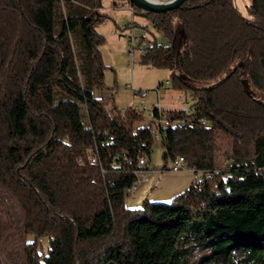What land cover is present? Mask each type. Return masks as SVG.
Masks as SVG:
<instances>
[{
    "label": "trees",
    "instance_id": "16d2710c",
    "mask_svg": "<svg viewBox=\"0 0 264 264\" xmlns=\"http://www.w3.org/2000/svg\"><path fill=\"white\" fill-rule=\"evenodd\" d=\"M112 6L132 7L140 61L173 70V86L192 90L189 112H164V129L94 94L103 0H0V264H264V0L251 18L235 0ZM155 135L163 169L182 155L215 172L220 152L230 164L130 208Z\"/></svg>",
    "mask_w": 264,
    "mask_h": 264
},
{
    "label": "rangeland",
    "instance_id": "374dc122",
    "mask_svg": "<svg viewBox=\"0 0 264 264\" xmlns=\"http://www.w3.org/2000/svg\"><path fill=\"white\" fill-rule=\"evenodd\" d=\"M235 1L244 16L249 18L253 16L252 0ZM103 2L104 8L100 10L103 15L102 20L97 21L96 29L105 37L103 43L100 45L102 59L106 64L105 89H96L95 93L101 94L106 100H110L109 108L116 107L125 111L128 107H134L137 111L143 112L144 119L141 124L151 122L149 112L152 110L154 104L159 103L157 110L160 114L173 110L171 108H183L185 103L191 105L192 90H179L173 86V70L142 63L140 61L142 53L138 47L134 50V56L130 54L131 43L128 40V34H130L131 29L127 28L122 31L121 26L132 19V13L127 8L117 10L115 7L114 9L112 0H103ZM123 7H128L133 12L132 7ZM136 19L139 22L144 21V19L138 16ZM56 20L57 28H59L58 19ZM135 31L137 32V29ZM145 32L151 37L156 31L150 28V30H146ZM174 70L177 71L178 68L175 67ZM219 78L208 81H192V83L194 86H204L216 82ZM166 81H169V84H166ZM160 83H163V85L160 86L158 92ZM246 83L250 92L255 96H260L249 81ZM107 90H111L112 93ZM135 90H146L147 94L139 96L135 93ZM262 98L264 99V97ZM142 104L146 108L144 110L138 109ZM166 118L169 119V117ZM163 152L164 148L161 140L155 135L149 163L143 166L138 180L126 195V205L128 207L135 208L139 206L145 198H149L152 201L169 202L172 199V194L180 190L175 191L172 189L175 184L181 183L183 180L186 182L190 174L192 181H194L195 169L191 166L187 165L179 171H173L171 170V161L169 160L168 169H163L162 167L165 163ZM229 164L225 160L223 152H220L218 154V166L215 168L213 174L224 171ZM30 239H33V237H30Z\"/></svg>",
    "mask_w": 264,
    "mask_h": 264
},
{
    "label": "built area",
    "instance_id": "2783aa9c",
    "mask_svg": "<svg viewBox=\"0 0 264 264\" xmlns=\"http://www.w3.org/2000/svg\"><path fill=\"white\" fill-rule=\"evenodd\" d=\"M134 19L132 17V19L125 23L124 25L121 26V30L123 31V29H127L130 28L131 32L130 34H128V40L131 43V50H130V54L132 56H134V50H136V48L138 47L140 50H142L144 47L147 46V41L146 40H142L138 35L136 30V27L134 26ZM166 84H169V81H166ZM163 85V84H162ZM159 88L158 87V92H159ZM135 93L138 94L139 96H145L147 94L146 90H135ZM159 105V103L154 104L152 110L149 112V115L152 119V121L158 125H162V127L164 129H168L169 126L172 124V122L167 119L165 116L162 115H157V106ZM146 106L144 104L140 105L138 109H145ZM186 112H189V106L187 103H185L184 107ZM159 113V112H158ZM160 114V113H159ZM206 122V121H204ZM159 137V135H157ZM147 160L145 157H141L139 160V164L143 167L144 165H146ZM171 170L173 171H179L181 169H183L185 166H187L186 163V159L184 156L180 155L175 157L174 159L171 160ZM142 170V169H141ZM138 171V177L140 176V174L142 173V171ZM194 171V169H193ZM213 176V171L210 170H196L194 171V181H200L203 177H207L210 178ZM138 180V178H137ZM136 180V181H137ZM135 185V184H134Z\"/></svg>",
    "mask_w": 264,
    "mask_h": 264
},
{
    "label": "water",
    "instance_id": "95a60500",
    "mask_svg": "<svg viewBox=\"0 0 264 264\" xmlns=\"http://www.w3.org/2000/svg\"><path fill=\"white\" fill-rule=\"evenodd\" d=\"M137 8L150 12H166L179 8L185 0H130Z\"/></svg>",
    "mask_w": 264,
    "mask_h": 264
},
{
    "label": "crops",
    "instance_id": "0c3cea01",
    "mask_svg": "<svg viewBox=\"0 0 264 264\" xmlns=\"http://www.w3.org/2000/svg\"><path fill=\"white\" fill-rule=\"evenodd\" d=\"M124 8H127L131 13H132V15H133V12L131 11V9L130 8H128V7H122V8H116L117 10H119V9H122V10H124ZM115 9V8H114ZM133 17V16H132ZM108 92H111V90H107ZM103 92H104V90H103ZM102 92V93H103ZM112 93V92H111ZM96 96H98V97H102L101 96V94H96V93H94ZM171 109H177V108H171ZM166 110H169V109H166ZM190 174V173H189ZM191 183H192V176H191V174H190V176H189V178L186 180V182H185V180H183V182H179V183H177V184H175L173 187H172V189L173 190H175V191H177L178 189H180V190H178L179 192H174V194H172L173 196H175L176 194H178V193H180L181 191H183V190H185L186 188H188L190 185H191ZM173 196H172V198H173Z\"/></svg>",
    "mask_w": 264,
    "mask_h": 264
}]
</instances>
